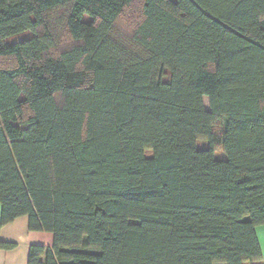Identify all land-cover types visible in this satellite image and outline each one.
Returning a JSON list of instances; mask_svg holds the SVG:
<instances>
[{"label":"trees","instance_id":"trees-1","mask_svg":"<svg viewBox=\"0 0 264 264\" xmlns=\"http://www.w3.org/2000/svg\"><path fill=\"white\" fill-rule=\"evenodd\" d=\"M22 215L27 264H263L264 0H0Z\"/></svg>","mask_w":264,"mask_h":264},{"label":"crops","instance_id":"crops-1","mask_svg":"<svg viewBox=\"0 0 264 264\" xmlns=\"http://www.w3.org/2000/svg\"><path fill=\"white\" fill-rule=\"evenodd\" d=\"M256 236L262 253L264 264V224L255 228ZM0 239L12 242V248H0V264H27L28 249L31 244H52V234L47 231H36L28 229V217L19 216L11 222L0 227Z\"/></svg>","mask_w":264,"mask_h":264},{"label":"rangeland","instance_id":"rangeland-1","mask_svg":"<svg viewBox=\"0 0 264 264\" xmlns=\"http://www.w3.org/2000/svg\"><path fill=\"white\" fill-rule=\"evenodd\" d=\"M204 104H205V107L208 108L207 97H204ZM197 145H198L199 148H203V147L206 146V141H204V140H199V141L197 142Z\"/></svg>","mask_w":264,"mask_h":264}]
</instances>
